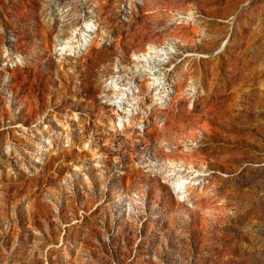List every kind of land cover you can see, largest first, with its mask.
Listing matches in <instances>:
<instances>
[{
    "label": "rangeland",
    "instance_id": "374dc122",
    "mask_svg": "<svg viewBox=\"0 0 264 264\" xmlns=\"http://www.w3.org/2000/svg\"><path fill=\"white\" fill-rule=\"evenodd\" d=\"M0 264H264V0H0Z\"/></svg>",
    "mask_w": 264,
    "mask_h": 264
},
{
    "label": "bare ground",
    "instance_id": "6f19581e",
    "mask_svg": "<svg viewBox=\"0 0 264 264\" xmlns=\"http://www.w3.org/2000/svg\"><path fill=\"white\" fill-rule=\"evenodd\" d=\"M150 52H151V51H150ZM144 54H145V53H144ZM225 94H226V93H225ZM219 95H220V94H219ZM182 185H183V184H182ZM182 185H181V186H182Z\"/></svg>",
    "mask_w": 264,
    "mask_h": 264
}]
</instances>
